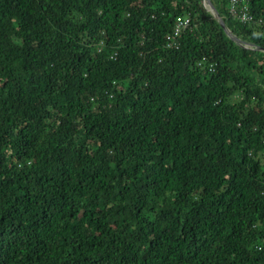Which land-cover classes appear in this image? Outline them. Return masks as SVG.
<instances>
[{
  "label": "trees",
  "instance_id": "1",
  "mask_svg": "<svg viewBox=\"0 0 264 264\" xmlns=\"http://www.w3.org/2000/svg\"><path fill=\"white\" fill-rule=\"evenodd\" d=\"M211 1L242 44L204 0H0V264H264V0Z\"/></svg>",
  "mask_w": 264,
  "mask_h": 264
},
{
  "label": "built area",
  "instance_id": "2",
  "mask_svg": "<svg viewBox=\"0 0 264 264\" xmlns=\"http://www.w3.org/2000/svg\"><path fill=\"white\" fill-rule=\"evenodd\" d=\"M229 12L233 17L242 22H250L253 19L246 0H229ZM191 26L192 20L189 16H177L173 31L167 36L166 46L168 48H177L180 44L182 34Z\"/></svg>",
  "mask_w": 264,
  "mask_h": 264
},
{
  "label": "water",
  "instance_id": "3",
  "mask_svg": "<svg viewBox=\"0 0 264 264\" xmlns=\"http://www.w3.org/2000/svg\"><path fill=\"white\" fill-rule=\"evenodd\" d=\"M204 1H205V4L207 5L208 9L210 10V12L217 18V20L220 22V24L223 26V28L228 33V35L231 36L238 43L242 44L241 41L239 40V38H237L235 35H233V33L227 28L223 18L221 17L219 12L217 11V9L214 6V4L212 3V1L211 0H204Z\"/></svg>",
  "mask_w": 264,
  "mask_h": 264
}]
</instances>
